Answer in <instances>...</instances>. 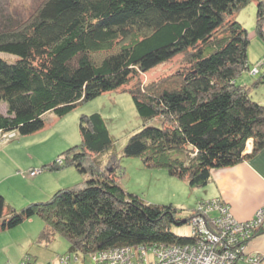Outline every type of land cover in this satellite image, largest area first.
Wrapping results in <instances>:
<instances>
[{
	"label": "trees",
	"instance_id": "16d2710c",
	"mask_svg": "<svg viewBox=\"0 0 264 264\" xmlns=\"http://www.w3.org/2000/svg\"><path fill=\"white\" fill-rule=\"evenodd\" d=\"M248 1L42 0L26 23L0 28V133L12 131V136L36 132L46 125L48 113L65 116L178 53L186 61L163 76L162 85L155 80L148 87L128 88L142 125L131 132L121 153L102 113H82L81 142L43 167L74 164L86 174L84 179L19 209L0 193V232L39 215L44 225L37 239L65 236L67 250L57 251V259L63 263L66 254L72 255L69 264H117L91 253L75 260L78 251L98 249L99 256L105 247L145 246L153 251L160 244L176 242L184 248L200 242L174 227H195L201 211L193 209L220 197L208 193L189 216H179L181 209L173 202H149L125 188L118 160L120 155H138L145 165L166 166L170 175L203 188L213 169L249 159L264 147V102L252 98L250 83L238 80L249 68L252 37L238 18ZM255 30L264 40L262 0H257ZM100 51L104 54L96 57ZM261 66L264 57L250 72H260ZM260 82L264 72L254 80ZM248 141L253 148L245 152ZM213 205L207 210L208 227L210 217L225 222L221 205ZM201 235L209 238L205 231ZM140 253H132L133 264L143 259ZM23 259L30 263L33 257Z\"/></svg>",
	"mask_w": 264,
	"mask_h": 264
},
{
	"label": "rangeland",
	"instance_id": "374dc122",
	"mask_svg": "<svg viewBox=\"0 0 264 264\" xmlns=\"http://www.w3.org/2000/svg\"><path fill=\"white\" fill-rule=\"evenodd\" d=\"M41 1L0 0V28L9 23L23 25L29 20ZM250 6H252V10ZM255 9L254 0L248 1L241 8L242 17L244 16L246 19L244 21L250 25L247 27L249 31L252 30L251 24L255 25L256 22ZM103 54L104 51H100L96 53V57L101 58ZM262 57H264V40L256 32V36L251 38L248 47L249 68L240 74L238 80L244 78L245 82L250 83L252 85L250 87L252 98L264 102V82L254 83V80L264 72V66H261L260 72H250V69ZM185 64V54L178 53L170 60L147 71H139L126 85L103 92L78 104L73 111L65 116L59 117L54 112L48 113L46 125L36 132L26 135L18 134L0 140V193L5 196L7 204L19 209L30 201L48 198L60 187L84 179L86 174L81 173L74 164L67 163L58 168L43 167L45 163L59 157L67 147L81 142L79 118L82 113L94 111L102 113L115 138L116 150L121 153L128 136L142 125V119L128 88L136 84L148 87L155 80L158 81L159 85H162L164 84L162 83L164 82L163 76L172 75L171 73L178 71ZM252 71H256V67H253ZM4 107L5 103H2L1 108L4 109ZM157 120L154 118L152 122H157ZM2 135L1 132L0 138ZM252 148L253 142L248 141L244 151L250 152ZM118 161L123 172L120 176V182L125 188L138 192L149 202H173L181 209L179 216H189L197 200H201L207 194L205 187L202 188L201 185L192 187L185 178L170 175L166 166L151 167L145 165L138 155H120ZM218 196L220 199L214 197L206 199L202 209H193V212L201 211V222L195 225L196 228L190 227L188 223L174 227L180 233L198 236L199 239L197 240L200 242H195V246H187V249L186 247L180 248V243L173 242L169 247L167 244H160L153 251L145 246L131 250L128 247H114L113 249L105 247L100 249L101 254L99 256L95 254L99 251L97 249L87 252L78 251V256L74 258L75 260L80 259L86 253H91L99 261L110 258L117 264H133L131 262L132 253L139 255L141 252L140 256L143 261L140 259L138 264H264V250L258 248L253 242L257 236L264 233V202L255 209L252 215L242 218L235 214L232 204L226 197L221 193ZM213 204L221 205V213H223L225 222H223V218L210 217L211 224L208 227L207 210L212 208ZM260 207L261 210H259ZM34 217L42 222L39 226L35 225L33 220L29 221L33 217L27 218L29 222L27 220L22 221L32 233L33 230L41 231L40 229L44 225L41 216L35 215ZM223 223L224 226L222 227ZM254 223H258L256 228L251 227ZM215 225H217V230L211 231L210 228H214ZM227 229L230 231L226 235ZM201 231L208 233L209 238L207 237L206 241L201 238L203 237ZM27 232L21 230V227L16 228V234ZM8 237L11 236L7 233ZM56 237L53 241L54 248L60 253L65 252L69 244L67 238L62 234H58ZM226 237H229L228 240ZM216 244H220L219 249H216ZM220 251L221 254L222 251H227L225 258L220 253H216ZM192 252H201V254L199 256L193 254L194 259L190 261ZM210 254L211 258L214 259L213 261L210 260ZM216 254L221 257L218 258ZM71 258L72 255L68 258L66 254L62 260L63 263L59 259H54L53 264H69ZM31 262L33 261L31 260ZM21 264L29 263L22 259Z\"/></svg>",
	"mask_w": 264,
	"mask_h": 264
},
{
	"label": "crops",
	"instance_id": "0c3cea01",
	"mask_svg": "<svg viewBox=\"0 0 264 264\" xmlns=\"http://www.w3.org/2000/svg\"><path fill=\"white\" fill-rule=\"evenodd\" d=\"M262 2L264 4V0ZM254 6L257 7V0H254ZM250 8L252 10V6ZM238 18L244 25L250 27L244 21L245 18L242 17L241 10L238 12ZM251 26L250 35L253 37L256 36L255 25L251 24ZM205 190L207 194L218 195L221 193L226 197L232 204L236 215L242 218L252 215L255 209L264 202V148L249 159L213 169L211 180L205 186ZM32 217L28 219L29 221L33 220L35 225L39 226L42 223L34 216ZM24 223L0 232V264H21L26 254H31L33 257V262L29 264H49L50 262L53 264L58 255V250L54 248L53 242L57 237L55 236L49 242H41L37 239L40 231L33 230L32 233ZM17 227L28 232L16 234ZM7 233L12 238H7ZM253 242L258 248L264 250V233L257 236Z\"/></svg>",
	"mask_w": 264,
	"mask_h": 264
},
{
	"label": "built area",
	"instance_id": "2783aa9c",
	"mask_svg": "<svg viewBox=\"0 0 264 264\" xmlns=\"http://www.w3.org/2000/svg\"><path fill=\"white\" fill-rule=\"evenodd\" d=\"M2 134H3V135H2V137L0 138L1 140H2V139H5V138H7V137H9V136L14 135V132H12V131H5V132H2ZM34 172H36V171H34ZM199 222H201V221H199ZM209 233H210V232H209ZM207 234H208V233H207ZM213 234H214V233H213ZM214 235H215V234H214ZM214 241H217V240H214ZM186 249H187V247H186ZM188 249H190V248H188ZM217 253H218V252H217ZM191 254H192V255L190 256V261H192L191 258L193 257V254H194V253L192 252ZM196 254L200 255L201 252H199V253L196 252ZM216 255H217V254H216ZM211 257H212V256H211V254H210V260L213 261V260H212L213 258H211ZM111 260H112V259H111ZM112 262H114V261L112 260Z\"/></svg>",
	"mask_w": 264,
	"mask_h": 264
},
{
	"label": "bare ground",
	"instance_id": "6f19581e",
	"mask_svg": "<svg viewBox=\"0 0 264 264\" xmlns=\"http://www.w3.org/2000/svg\"><path fill=\"white\" fill-rule=\"evenodd\" d=\"M259 210H261V207L259 208ZM197 217H198V215H196L194 218H197ZM222 225L224 226V223H223ZM226 252H227V251H222V254H221V251H220V252H218V254L220 253V255H222V257L225 258V257H226V256H225V255H226ZM194 254H195V256L198 255V254H196V253H194ZM223 255H224V256H223ZM198 256H199V255H198ZM217 256H218V258L221 257V256H219V255H217ZM193 259H194V258L192 257L191 260H193ZM220 259H221V258H220ZM212 260H214V259H212Z\"/></svg>",
	"mask_w": 264,
	"mask_h": 264
}]
</instances>
